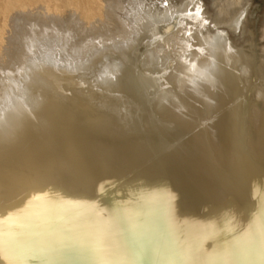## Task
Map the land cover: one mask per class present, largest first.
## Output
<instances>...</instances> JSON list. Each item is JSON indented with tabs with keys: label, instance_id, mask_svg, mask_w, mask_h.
<instances>
[{
	"label": "bare ground",
	"instance_id": "1",
	"mask_svg": "<svg viewBox=\"0 0 264 264\" xmlns=\"http://www.w3.org/2000/svg\"><path fill=\"white\" fill-rule=\"evenodd\" d=\"M8 1L35 13L0 63V264H264L263 53L166 1L46 30Z\"/></svg>",
	"mask_w": 264,
	"mask_h": 264
},
{
	"label": "rangeland",
	"instance_id": "2",
	"mask_svg": "<svg viewBox=\"0 0 264 264\" xmlns=\"http://www.w3.org/2000/svg\"><path fill=\"white\" fill-rule=\"evenodd\" d=\"M118 1L119 2H123V0H118ZM118 1L117 0L116 1L115 0H100V3L102 5L105 4L104 7L102 8L103 10L110 11V12H112L114 10L113 11L114 14L117 11L116 12V15H117V14H119V10H117L115 8V5H116V3H118ZM163 1L164 2L166 1L167 3H170V5H172V7H174V8L182 9L180 11L182 13H184V14H187V13L190 14V15L193 14L195 16L194 18H196V16H197V20L201 22L200 24L198 22V25H200V26L202 24H204V26H205L206 23L208 24V22L211 21V20H208V19H212L211 23L209 22V24H212L213 28L215 27L214 29H218L219 31L221 30L222 34L225 35V36L223 35L224 36L223 38H225V42H226L227 45H230V47L235 48V49L237 48L236 50H238L242 54H244V52L246 54L247 50H245L244 48L247 47V48H249L248 49L249 52L247 51V54L248 53L250 54L251 51L254 50V51H256V53H258V55H257L258 57L262 56V58L264 59V51H263L264 44H261V43H264V36L262 37V35L264 33V30H263L264 29V27H263L264 26V23H263L264 22V0H147L148 3H153V2H155V3L156 2L164 3ZM193 1H195V3ZM72 2L74 3V0H72V1L71 0H46V3H44V4H46V6H48L47 7L48 9L45 11L46 14L43 13L44 15L41 16V19L43 18L44 22L41 21L38 18V21L39 22L41 21L42 23L40 24L39 22H36V24L38 23L42 27L45 25L43 27L44 29L46 27L53 26L54 24L52 22H54L55 26H58V27H62L64 25L66 26V24L68 25V23L70 25V23H72V21H73V11H74V9L72 7V4H71ZM192 2H193V4L191 5ZM80 3H82V0H81ZM106 3H107V5H106ZM198 3L200 4V6H199ZM22 4L24 5L25 3H22ZM30 5H32V4H30ZM30 5L28 6V8L24 7L27 10V13H25L24 12V8L20 7L22 9V11H21V9L18 8L19 7L18 5L14 4V6H13V3H10V1H8V0H0V30L2 29L1 32H0V50H1L0 53L4 52L6 47L9 48V44L12 41L11 37H12V30L13 29H16L17 27L20 29L21 26H22L21 28H23L26 25L25 26L26 28H29L30 30H32L31 29L32 25L28 22L29 18L28 17L25 18L27 15H29L30 12L31 13H35L33 8L32 7H31L32 9L30 8ZM244 5H245V7H244ZM107 6H108V8H107ZM242 6H243V8H242ZM105 7H106V9H105ZM203 7H205V8H203ZM83 8H84V6H83ZM111 8H112V10H111ZM202 8L204 10H201ZM195 9H196V11H195ZM233 10H234V12H233ZM84 11H86V10H84ZM84 11L82 9V12H84ZM201 11L203 13L200 15ZM241 11L244 12V16H245V17L243 16V19H242L243 21H241V24H240L241 27L239 26L237 29L230 28V25H229L228 22H230V20L233 17H235L236 14L238 15ZM22 13L24 14V16H22ZM31 13H30V15H32ZM49 13H51V14L49 15ZM210 17H212V18H210ZM22 18H23L24 22H23ZM199 18H200V20H199ZM34 19H36V21H37V18H33V21H34ZM45 20H46V22H45ZM14 21H16V22L14 23ZM33 21L30 19V22L33 24V26L35 25L33 28H35L36 24H35V21H34V23H33ZM204 21H205V23H204ZM13 23L15 25H13ZM28 24H29V26L27 27ZM38 24H37V26H38ZM17 25H19V26H17ZM260 25H261V27H260ZM41 26H40V28H41ZM9 27L10 28L12 27V28L10 29ZM218 27H220V28H218ZM225 27H227V28H225ZM36 28H38V27H36ZM232 30H233V32L234 31L238 32L239 30L240 31L238 33H235V32L233 33ZM253 30H254L255 33L253 32ZM258 30H261V31H259V36L257 34ZM230 32H231V34L228 35ZM246 32H247L248 35L246 34ZM225 33H227V34H225ZM232 33H233V35H232ZM111 34L112 33H108V35H111ZM241 34H242V36H241ZM254 35H255V37H254ZM248 36H249L250 39L247 38ZM260 36H261L262 40H261ZM230 37H232V38H230ZM241 39H242V41H240ZM246 40H247V45H245L246 44V42H245ZM255 40H257V41H255ZM240 42H241V44L239 46ZM258 43L261 44V45H258ZM248 44H250V45H248ZM243 45L246 46V47L243 48L242 47ZM260 46H262V47L260 48ZM259 50H260V52H258ZM259 53H261V54L263 53V55L259 56ZM0 55H1V57H3V58H1L0 63H5L6 62L5 59L7 57L5 58L3 53L0 54ZM45 71H47V70H45Z\"/></svg>",
	"mask_w": 264,
	"mask_h": 264
}]
</instances>
